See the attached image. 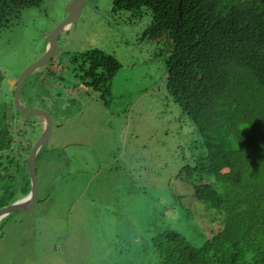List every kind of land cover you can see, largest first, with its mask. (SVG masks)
Listing matches in <instances>:
<instances>
[{
  "label": "rangeland",
  "instance_id": "obj_1",
  "mask_svg": "<svg viewBox=\"0 0 264 264\" xmlns=\"http://www.w3.org/2000/svg\"><path fill=\"white\" fill-rule=\"evenodd\" d=\"M70 1L44 0L0 31V127L14 135L13 158L22 163L26 145L18 142L33 145L42 121L15 110L7 81L44 54ZM112 2H86L60 34L51 63L24 82L20 104L47 112L52 131L36 160L33 209L1 224L0 264H159L158 233L173 230L200 247L219 229L191 195L197 178H187L185 168L200 139L166 91L169 43L141 38L149 10L114 13ZM235 6L261 8L260 0ZM90 49L121 64L107 105L73 73L70 57ZM11 165L0 161V175H13L18 188L28 170Z\"/></svg>",
  "mask_w": 264,
  "mask_h": 264
},
{
  "label": "trees",
  "instance_id": "obj_2",
  "mask_svg": "<svg viewBox=\"0 0 264 264\" xmlns=\"http://www.w3.org/2000/svg\"><path fill=\"white\" fill-rule=\"evenodd\" d=\"M43 1L0 0V31ZM260 4L243 10L235 0L112 2L114 13L149 10L151 23L141 38L169 43L166 91L200 139V152L185 168L187 178H197L191 195L219 225L200 247L176 231L158 233L152 244L159 264H264V0ZM70 62L75 76L107 105L119 61L90 49ZM13 145L9 127H0V161L19 168L26 160L13 158ZM19 145H26L28 156L32 144ZM19 176L15 188L13 175H0V208L28 195L29 175Z\"/></svg>",
  "mask_w": 264,
  "mask_h": 264
},
{
  "label": "water",
  "instance_id": "obj_3",
  "mask_svg": "<svg viewBox=\"0 0 264 264\" xmlns=\"http://www.w3.org/2000/svg\"><path fill=\"white\" fill-rule=\"evenodd\" d=\"M88 1L89 0H71L68 4V12L63 18V20L59 22L48 34V42L45 47L44 54L35 62L30 64L27 68H25L16 80L7 81V83L10 85V90L14 87L13 106L15 110L22 115L38 116L39 118H41L42 133L32 145L26 161V167L30 178V191L28 195L22 198L21 200H18L8 206L0 208V220L14 212H28L33 209L38 194L36 155L41 146H43L49 140L52 131V120L47 112L37 109L26 108L20 104V97L24 82L32 73L43 67L48 66L51 63L60 34L65 29H67L69 25L74 24L77 21L84 4ZM25 200H27L26 204L23 203V201Z\"/></svg>",
  "mask_w": 264,
  "mask_h": 264
},
{
  "label": "bare ground",
  "instance_id": "obj_4",
  "mask_svg": "<svg viewBox=\"0 0 264 264\" xmlns=\"http://www.w3.org/2000/svg\"><path fill=\"white\" fill-rule=\"evenodd\" d=\"M23 203H25V204H26V203H27V200L23 201Z\"/></svg>",
  "mask_w": 264,
  "mask_h": 264
}]
</instances>
